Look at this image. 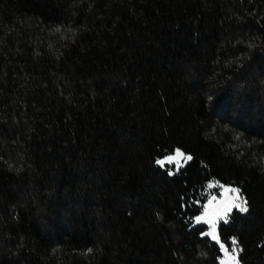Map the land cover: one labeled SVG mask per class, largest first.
I'll list each match as a JSON object with an SVG mask.
<instances>
[{"label":"trees","instance_id":"trees-1","mask_svg":"<svg viewBox=\"0 0 264 264\" xmlns=\"http://www.w3.org/2000/svg\"><path fill=\"white\" fill-rule=\"evenodd\" d=\"M222 186L264 264V0H0V264H220Z\"/></svg>","mask_w":264,"mask_h":264},{"label":"snow or ice","instance_id":"snow-or-ice-1","mask_svg":"<svg viewBox=\"0 0 264 264\" xmlns=\"http://www.w3.org/2000/svg\"><path fill=\"white\" fill-rule=\"evenodd\" d=\"M181 159L185 161H191L193 157L190 154H185L181 149L177 148L174 150L173 154L165 156L163 159L156 160V164L164 167L167 165L176 164V171L178 172L181 165ZM168 174L175 175L174 171H169ZM208 188H212L213 185L209 184ZM224 187V186H222ZM249 201L244 196L242 190L239 187H224V190L220 193H210L207 197V202L203 205V213L200 216H196V222L204 221L209 224V230L204 233V235H210L212 239L218 240V224L220 221L227 224L229 221L227 217L233 211V209L238 210L240 213H247L249 211L248 207ZM232 252L236 255L232 257L235 260V264H239L238 256L242 249L239 248V242L236 238L232 239ZM220 247L224 249L225 245L220 244ZM88 251H92L89 249Z\"/></svg>","mask_w":264,"mask_h":264},{"label":"rangeland","instance_id":"rangeland-1","mask_svg":"<svg viewBox=\"0 0 264 264\" xmlns=\"http://www.w3.org/2000/svg\"><path fill=\"white\" fill-rule=\"evenodd\" d=\"M185 154H187V153H185ZM188 161H185V160H183V159H181V161H180V165L182 166V165H184L185 163H187ZM172 165H175L176 166V164L174 163V164H172ZM167 166V164L164 166V167H166ZM224 187H228V186H224ZM224 187H221V191L220 192H222L223 190H224ZM231 187H233V186H231ZM235 209H233V211H234ZM232 211V212H233ZM203 213V212H202ZM202 213L200 214V215H202ZM199 215V216H200ZM220 222H222V221H220ZM220 222H219V224H220ZM196 224H206L207 226H208V230H209V224H207V223H205L204 221H201V222H196ZM219 224H218V237H219V239L218 240H214V241H216V242H218L219 244H221V243H223L222 241H221V239H220V235H219ZM209 237L212 239V237L209 235ZM224 244V243H223ZM225 245V244H224ZM221 251H222V256L220 257V259H219V262H220V264H235V260H233L232 259V257L233 256H235L236 254L235 253H233L232 252V249H229L226 245H225V247H224V249H222L221 248ZM238 258V260H239V256L237 257ZM239 264H241L240 263V261H239Z\"/></svg>","mask_w":264,"mask_h":264}]
</instances>
